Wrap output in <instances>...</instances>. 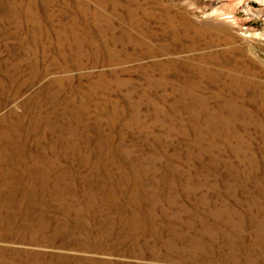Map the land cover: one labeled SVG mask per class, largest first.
Instances as JSON below:
<instances>
[{
  "label": "rangeland",
  "instance_id": "rangeland-1",
  "mask_svg": "<svg viewBox=\"0 0 264 264\" xmlns=\"http://www.w3.org/2000/svg\"><path fill=\"white\" fill-rule=\"evenodd\" d=\"M0 264H264V0H0Z\"/></svg>",
  "mask_w": 264,
  "mask_h": 264
}]
</instances>
